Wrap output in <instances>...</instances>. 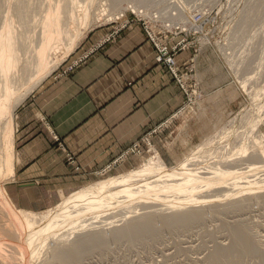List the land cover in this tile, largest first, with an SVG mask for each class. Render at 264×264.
I'll return each instance as SVG.
<instances>
[{
  "label": "rangeland",
  "instance_id": "1",
  "mask_svg": "<svg viewBox=\"0 0 264 264\" xmlns=\"http://www.w3.org/2000/svg\"><path fill=\"white\" fill-rule=\"evenodd\" d=\"M254 4L258 8H255ZM137 6L140 5H137L135 1H122L120 8L114 15H110L108 9L102 7L105 9V17L103 15L105 19H98L99 21L88 29L86 35L77 44L78 47L76 46L73 51L64 57L52 73L33 92L24 98L14 111V148L17 151V148L18 150L21 148H16L17 141L19 140L17 130L19 131L21 126L18 116L20 111L24 109V104L29 102L33 95L45 86L48 81L63 78L72 72L94 50L98 49L102 42L112 39L126 29L136 28V26L143 32L146 41L152 46L153 59L163 69L164 73L169 76L172 85L177 88L178 98L176 102L172 103V110H167L163 118L149 127L137 141L125 148L118 156L113 157L111 162L99 169L91 180L76 183V185L75 183L65 184L68 189L76 186L75 189H72L73 191L81 189L85 185L97 183L100 180L119 176L122 173H126V171L139 169L143 161L147 160L148 157H154L155 154H158L164 160L167 167L176 165L186 155L187 158L190 156L206 155L207 159L211 158L208 155L209 153L219 151L222 154L229 153L230 156L236 158L239 155L236 154L235 156V153L240 148H246L248 144L250 146L253 143V139L257 136L259 137V132L262 133V141L258 143L259 149H264V0H149L148 3H142L143 7L138 8ZM249 6L251 11L247 9ZM252 9L255 13L257 12V16L254 12L252 15ZM100 14L101 12H99ZM241 16H248L247 18L249 19L251 16L253 17L247 26H244L245 28L248 27L247 30L240 29L241 27L244 28L237 22ZM254 17L258 19L256 20ZM253 22L255 25L251 24ZM257 24L263 29L257 27ZM254 31L258 34V37L253 36L255 39H250ZM235 32L239 33H236V38ZM244 32L247 33L244 35ZM232 34L233 37L231 38L236 40V43L230 38ZM228 36L229 38H227ZM240 36V39H243L242 37L245 36L243 40L248 43L245 44L244 42L243 45V41L239 40L242 43H239V47H236L238 46L237 41ZM233 43L235 44L234 46ZM223 47L226 48L224 49ZM260 53L263 54L260 56ZM255 58L258 65H255L257 64L254 62ZM258 58L260 62L257 60ZM232 60L235 62L232 63ZM258 77L260 78L257 80ZM259 89H262L263 92ZM256 103L262 104L261 106L260 104L258 105V107L260 106L259 109L261 108L259 111L261 115L260 121H262L261 124L254 125V121L252 123L251 119L255 115L253 114L251 117V113L255 111ZM250 108L254 110L248 112L249 114L247 119H245L246 117L244 118L246 120L244 122L243 113L245 114ZM248 117H250V123L248 122ZM42 121L46 122V119L42 118ZM251 126L254 127L251 128ZM235 132L236 134H234ZM49 133L52 134L56 147L65 152V161L68 164L75 165L73 155L69 151H66V147L62 144L60 138L54 132L52 133V131ZM25 136L28 137V134ZM238 137L241 141L238 140ZM207 140L208 142H206ZM15 155H17L16 152ZM74 168H77V166L75 165ZM260 174L255 173L254 175H258V177L264 176L263 172V175ZM258 177L257 181L264 183V177L261 178L262 180H259ZM11 179L4 181L5 183L3 182L4 185L3 183L2 185L6 192H10H8L9 195L11 193L14 194L16 205L18 204L26 210L29 209L36 212L51 210L55 203L60 202L65 197H68L69 193L73 192L69 191L68 193L67 190L62 195H56L57 199H55L56 201L53 205L49 207H43V205L35 206V208L40 209L34 210V208H30L27 205L25 188L37 191L36 188L41 186L57 188L62 184L19 187L21 184L19 182L15 184L12 181L14 177ZM34 183L33 181L31 184ZM217 184L219 186H215L210 190H204L206 192H202V197L198 198V200H209L207 202L208 205L207 203L204 206H199L202 203L196 205L198 208H204L207 212L202 221L193 223V225L191 224L192 226H183L181 224L180 227L170 230H158L155 234H149L144 237V240L137 241L136 239L126 238L124 240L123 238L114 241L108 240L105 245L100 246L98 250H95L94 253L88 256L89 258L85 259V264H220L217 262L213 263L209 260V256L215 249L228 247L231 244L232 235L230 228L235 225H244L245 228L250 230L249 233L259 249L256 251L264 255V202L259 201L260 204L253 202L254 204L250 206L244 205L245 208L242 205V209L235 210L234 212L229 211L227 214L223 211V215L214 212L210 214L209 212L214 209H219L220 205L223 207L222 204L230 202L228 197H218V199L223 200L225 203L222 201L213 203L216 202L214 200L217 198L215 195H221L232 189L231 186L226 185L227 183ZM216 189L219 190L217 191ZM255 193L257 195H264V190L258 193L256 191ZM30 194L31 196H40L36 193ZM42 194L38 200L43 197ZM245 195H239V198L238 196H234L239 200L245 197ZM181 197L183 198L184 196L180 195ZM134 207L136 208V204L132 206L135 212L133 211L132 214L128 213L129 209L127 208V213L123 215L124 217L119 218V215L116 214V217H113L114 219L112 220L106 221L100 218L95 219L99 223H95L94 219L88 222L93 221L92 227L94 229L97 228L95 232H98L101 228L106 231L122 226L124 220L121 222L120 220L124 218L127 220L131 216H139L142 214V210H151V208L140 210V207L136 209ZM113 220H116L113 224L114 227L110 226ZM85 228H87L86 230L93 229L91 226H85ZM250 256L252 255H244L242 264L260 262L258 256Z\"/></svg>",
  "mask_w": 264,
  "mask_h": 264
},
{
  "label": "bare ground",
  "instance_id": "2",
  "mask_svg": "<svg viewBox=\"0 0 264 264\" xmlns=\"http://www.w3.org/2000/svg\"><path fill=\"white\" fill-rule=\"evenodd\" d=\"M122 1L125 0H0V264H85V259L100 246L105 245L108 240L126 238L138 241L149 234H155L158 230H170L180 227L181 224L192 226L193 223L202 221L207 214L204 208H198L196 205L202 203L199 206H204L209 200H198V198L202 197V192H206L204 190L219 186L217 183H227L226 185L231 186L232 189L221 195H215L217 198L215 197L216 202L213 203L223 202L218 197H228L230 202L222 204L225 208L220 205L219 209L208 210L211 211L210 214L214 212L223 215V211L227 214L229 211L242 209V205L244 207V205L250 206L264 202V195L255 193L264 190V183L257 181L258 175H254L264 173V149H259L258 145L262 141L261 132H259V137L254 138L253 136V143L250 146L248 144L246 148H240L235 153V156L239 155L236 158L230 156L229 153L222 154L219 151L209 153L211 158L207 159L206 155L188 158L186 155L176 165L167 167L164 160L155 154L154 157H148L143 161L139 169L129 170L119 176L85 185L69 193L68 197L55 203L51 210L45 212L21 208L6 192L3 186L4 181L13 179L16 158L15 109L52 73L62 59L74 50L88 29L97 21L105 19V9L102 7L107 8L110 15H114ZM132 1L137 2V5H140L137 6L139 8L143 7L142 3H148L149 0ZM250 6L247 9L250 10ZM99 12H101L100 15ZM253 12L255 11H252V15ZM247 17L241 16L240 19L237 18V22L243 27L247 26L253 18L252 16L250 19ZM251 24L255 25L254 22ZM247 28L241 27L240 29L247 30ZM259 28L263 29L261 26ZM245 33L247 32H244V35ZM233 34L229 35L230 38ZM253 36L258 37V34L254 31L250 39L254 38ZM244 37L242 38L245 39ZM240 38L241 36L237 38L238 41L242 40L244 45L245 41ZM231 40L236 41L233 38ZM238 41L236 47L242 43ZM261 54L263 53H260V56ZM257 60L259 61V58ZM259 90L263 92L262 89ZM253 95L256 97L255 94ZM256 104L255 111L250 108L245 114L243 113V119L245 117L247 119L248 112L253 111L251 117L253 114L255 117L251 120L252 123L254 121V125L261 124L262 121H260L259 111L262 104L259 103V107V104ZM249 120L250 117H248V122ZM238 140H240L239 137ZM262 177L264 176L258 177L259 180H262ZM243 194L245 197L237 200L239 195ZM180 195L184 197L181 199ZM234 195L238 198L236 199ZM134 204L136 208L140 207V210L150 208L151 210H142V214L137 217L131 216L132 218L129 216L127 220L124 218L120 220V222L124 220L122 226L106 231L101 228L95 232L97 228L92 227L93 221L88 222L94 219L95 223H99L95 219L100 218L106 221L112 220L116 214L119 218L124 217L127 208L128 213L132 214ZM115 221L110 222V226H113ZM85 226H91L93 229L86 230ZM230 229L231 244L228 247L215 249L209 256V260L220 264H242L244 255H252L259 257L260 262H256L257 264H264V255L256 251L259 249L249 233L250 230L244 225L231 226Z\"/></svg>",
  "mask_w": 264,
  "mask_h": 264
},
{
  "label": "crops",
  "instance_id": "3",
  "mask_svg": "<svg viewBox=\"0 0 264 264\" xmlns=\"http://www.w3.org/2000/svg\"><path fill=\"white\" fill-rule=\"evenodd\" d=\"M177 98V88L156 64L139 27L122 31L102 42L65 77L48 81L24 104L18 116L16 148H21L16 151L12 181L19 187L62 184L24 189L30 208L53 205L56 195L76 187L68 189L65 184L91 180L163 118ZM50 131L73 155L77 168L65 161V152L56 147ZM30 193L43 197L38 200L40 196Z\"/></svg>",
  "mask_w": 264,
  "mask_h": 264
}]
</instances>
